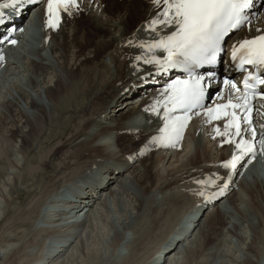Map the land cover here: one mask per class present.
Listing matches in <instances>:
<instances>
[{"label": "bare ground", "instance_id": "bare-ground-1", "mask_svg": "<svg viewBox=\"0 0 264 264\" xmlns=\"http://www.w3.org/2000/svg\"><path fill=\"white\" fill-rule=\"evenodd\" d=\"M78 3L71 15L59 12L54 29L48 25L46 0L34 10L40 23L31 38L18 31L17 44H0V164L7 165L0 167V264H130L141 259L143 246L154 250L138 264H180L181 256V264H264V182L254 173L252 183L251 175L233 179L222 166L235 149L225 141L239 137L227 107H217L225 103L212 101L211 116L208 111L187 116L179 136L161 142L156 138L175 136L179 127L168 129L166 123L184 116L165 115L169 93L161 88L147 86V98H140L146 90L136 91L159 69L145 62L161 59L148 45L175 29L153 24L163 5L152 0ZM263 30L264 11L239 36ZM2 32L0 26V43ZM230 121L229 134L217 135L215 129L224 132ZM56 129L65 134L59 133L58 148L50 157L35 158L33 152ZM35 161L39 168H31ZM52 162L57 167L48 176ZM226 175L235 183L222 195L218 188L224 179L216 178ZM20 192L31 196L24 221L39 208L38 243L9 224L10 198ZM209 204L212 211L206 209ZM195 209L203 213L191 235L170 245L171 236L157 237L164 224L178 226ZM152 216L157 224L149 221ZM139 220L155 225L138 233L133 227ZM85 238L94 243L82 254L89 249Z\"/></svg>", "mask_w": 264, "mask_h": 264}, {"label": "snow or ice", "instance_id": "snow-or-ice-1", "mask_svg": "<svg viewBox=\"0 0 264 264\" xmlns=\"http://www.w3.org/2000/svg\"><path fill=\"white\" fill-rule=\"evenodd\" d=\"M158 7L163 5V10L160 13V19L153 21V24L163 25L164 27L175 26V31L153 44L148 45V50L163 47L167 53L166 64L169 68L180 66L188 67L189 71L192 66L199 67L203 64H214L216 61L217 53L221 50V44L226 36L231 32L243 27L247 17L244 15V10L252 7V0H152ZM36 3V0H11V3L0 4V26L8 22V15L3 11L6 8H12L14 11H20L27 5ZM55 6V9H54ZM71 9H79L78 0H47V11L50 14L48 20L49 27L56 28L59 22V12L62 10L71 15ZM53 17L56 23H53ZM153 31L156 29L153 28ZM15 44L16 41H10ZM143 47V45H142ZM239 49L245 50V55L240 59L238 67L243 64L249 65H264V34L255 37L254 39L244 40L240 42L238 48L233 49V58L236 59V53ZM178 57L182 59H177ZM2 59V57H0ZM139 59V57H138ZM146 63L160 64L159 60H145ZM252 77L244 80V86L251 89L254 93L255 86L250 84L249 81ZM257 82L264 85V78L257 77ZM204 77L201 76L196 79L195 83L183 89L177 97L178 103L172 109H165V115L169 111H175L180 108L185 113L194 107H200L201 101L205 96V86L202 85ZM177 83H186L185 81H177ZM230 87L235 89L236 85L229 81ZM172 85H169L171 88ZM167 91V90H165ZM261 99H264V89L260 90ZM229 105L233 109L240 108L241 104H232L231 97L229 98ZM229 105H218L217 107H228ZM242 122L247 125V128H241L239 124L235 127V136H240L242 132H251L253 140L256 139L257 130L252 126V120L249 119L248 113L252 112L253 108L246 102L243 105ZM209 115L215 111L214 109L207 110ZM237 116L236 112L232 113ZM219 119L220 117H212ZM239 118V117H238ZM189 119L187 115L184 117H172V120L179 124V127L174 128L175 136H161L156 139L163 141H172L179 136V128L185 126ZM169 125L166 123L165 128ZM231 126L229 124L224 126L225 131L221 132L216 128L217 135L227 136L228 130ZM162 132L164 129L161 130ZM226 143H234L231 139L225 141ZM245 147L242 149L241 145ZM165 146H169L165 144ZM235 147L240 149L243 153H253L254 148L251 141L243 139L235 143ZM242 159V156L233 155L231 160L223 163L224 168L234 169ZM216 179H224L217 177ZM210 183H215V180ZM203 195V193H200Z\"/></svg>", "mask_w": 264, "mask_h": 264}, {"label": "rangeland", "instance_id": "rangeland-1", "mask_svg": "<svg viewBox=\"0 0 264 264\" xmlns=\"http://www.w3.org/2000/svg\"><path fill=\"white\" fill-rule=\"evenodd\" d=\"M123 0H120V2H122ZM73 17V16H72ZM64 117L65 118H69L70 116H69V114H66V115H64ZM56 131L57 132H53L52 134H51V136L50 137H48L47 139H46V141H45V143H43L42 145H41V149H39L40 151H36V153L35 152H33V154L32 155H35V158H39L40 156H43V155H46L47 154V156H49L50 157V153L52 152V151H54V149L57 147L58 148V143L60 144L61 142V136L63 137L64 135L63 134H61L62 132H64V130L62 131V132H60V130H57L56 129ZM61 134V136H60V134ZM212 140H215V139H213V136H212V138H211ZM137 143L138 144H141L142 142L141 141H137ZM138 144H134L136 147L138 146ZM58 145V146H57ZM117 146V145H116ZM117 149L119 150V148L117 147ZM63 150V149H62ZM46 153V154H45ZM39 154V155H38ZM40 154H42V155H40ZM50 154V155H49ZM163 154V153H162ZM34 157V156H33ZM156 157V156H155ZM5 162H2V164H0V167H2V166H7L6 164H4ZM31 166V168H39V164L38 163H36V161L34 162V163H31L30 164ZM45 165H48L47 163H45ZM57 167V166H56ZM56 167L53 165V162L51 163V164H49L48 165V170H47V172H48V176H52L53 175V173H54V170L56 169ZM53 169V170H52ZM65 171V170H64ZM260 177H259V176ZM254 175L252 176H250L249 178V182H251V180H252V182L254 181ZM256 177L263 183L264 182V171H261L260 172V174H257L256 175ZM251 178H253V179H251ZM248 179V178H247ZM246 179V180H247ZM263 180V181H262ZM48 181H50V184H52L53 183V178L51 179L50 178V180H48ZM251 182V183H252ZM27 193V194H26ZM18 196V197H17ZM31 196H30V192H20V193H14L12 196H11V202H12V204L10 205V207L8 206V208H9V211L7 212V218H9V216H10V218L12 219L11 220V222L9 223V224H11L10 226H11V228L13 227V228H15L16 227V229L17 228H19V227H21L22 228V230H19V232L20 231H22V232H20L19 233V236H26V237H28L31 241H35L36 243H38L39 242V238H40V236H41V234L40 233H38V232H36L35 233V228H34V220H35V217H36V215H37V211H38V209L39 208H35L34 210H33V212H31V213H29V214H32V215H29V217H30V219H27V220H25L24 221V219L23 218H25V217H28V212L26 213V214H23L24 212H25V209H27L28 208V205H29V203L31 202V198H30ZM27 207V208H26ZM35 207V206H34ZM39 207V206H38ZM188 208H189V206H187ZM83 208H85V206L83 207ZM20 211L22 214H16L17 213V211ZM188 212V211H187ZM177 213H179V210H177ZM20 215V216H19ZM153 218V219H152ZM152 218H150V220L149 221H151V220H156V218L154 219V216H152ZM20 219V220H19ZM22 220V221H21ZM143 221V222H142ZM149 221H145V220H139V222H137V224H136V226L135 227H133L134 228V230L136 229V232H138V233H146V232H148L149 231V229L150 228H153V225H155V224H157V220L155 221V224H152L151 222H149ZM24 222V223H23ZM17 223H18V225H17ZM23 225V226H22ZM138 225H142V226H138ZM144 225V226H143ZM146 226V227H145ZM165 226V227H164ZM138 227H140V228H138ZM175 227H176V225H174L173 224V227H172V225H163L161 228H160V230L158 231V233L160 232L161 233V235H158L157 237H160V236H162V239L164 238V240L165 239H167L168 237H170L171 236V233L172 232H174V229H175ZM138 228V229H137ZM140 230H142V231H140ZM145 231V232H144ZM164 232V233H163ZM226 233V232H225ZM164 236V237H163ZM157 237L155 238V239H157ZM36 240H38V242L36 241ZM86 240H87V242H86ZM163 240V241H164ZM213 240H214V238H213ZM137 241V240H136ZM84 248H86V247H88L89 249L88 250H84L83 252H82V254H84L85 252L87 253V251L88 252H90V249H92V243H94V242H92L91 240L89 241L88 239H84ZM89 242V243H88ZM187 242V241H186ZM185 242V243H186ZM87 244V245H86ZM89 244V245H88ZM91 244V245H90ZM149 245H153L151 242H150V244ZM156 245H158V244H154L153 246H156ZM47 247V246H46ZM46 247H45V250H46ZM144 248H146V249H144ZM155 248V247H154ZM49 249V245H48V248H47V250ZM153 248L151 247V249H149V251H148V247L147 246H143V248L141 249V251H142V253H141V259H142V261L143 262H145V261H148L147 260V258L148 257H150L151 256V251L153 252V250H152ZM132 251H134V250H132ZM144 252V253H143ZM148 253V254H147ZM150 253V254H149ZM214 254H216L215 256H217L218 254L214 251ZM214 254H213V256H214ZM148 255V256H147ZM87 255L85 254V256L84 257H86ZM157 258V257H156ZM140 258H139V260H141ZM39 260H42V259H39ZM138 260V261H139ZM263 261H262V263H264V258L262 259ZM135 261V260H134ZM138 261L137 262H130V264H138ZM181 262H179L180 264L182 263V261H183V256H181V260H180ZM39 262V261H38ZM37 263V262H36ZM145 264H147V262L145 263Z\"/></svg>", "mask_w": 264, "mask_h": 264}]
</instances>
